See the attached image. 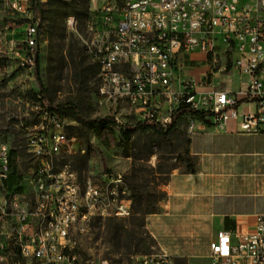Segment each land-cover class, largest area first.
I'll use <instances>...</instances> for the list:
<instances>
[{
    "label": "built area",
    "instance_id": "obj_1",
    "mask_svg": "<svg viewBox=\"0 0 264 264\" xmlns=\"http://www.w3.org/2000/svg\"><path fill=\"white\" fill-rule=\"evenodd\" d=\"M3 2L27 20L21 37L5 32L0 53L16 55L20 65L33 70L41 17L23 5L28 0ZM88 28L87 49L100 68L98 93L108 101L129 102L141 121L167 128L184 103L190 131L199 122L194 111L205 112L221 132L264 131V0H107ZM219 40L230 71L240 78L239 89L203 91L192 77L180 80V53H203L212 64L209 75L218 70ZM36 101L37 122L26 135L31 165L22 169L0 131V264H97L78 254L73 238L96 219L129 217L132 190L120 172L79 175L71 169L78 137L41 94ZM242 104L247 106L240 109ZM13 157L22 179L11 188L6 180L14 172ZM207 258L209 264H264V212L256 213L252 224L219 229ZM143 260L171 264L168 254Z\"/></svg>",
    "mask_w": 264,
    "mask_h": 264
},
{
    "label": "rangeland",
    "instance_id": "obj_2",
    "mask_svg": "<svg viewBox=\"0 0 264 264\" xmlns=\"http://www.w3.org/2000/svg\"><path fill=\"white\" fill-rule=\"evenodd\" d=\"M46 1L28 0L23 5L27 3L35 11V3L43 8ZM86 1L87 9L61 22L65 27L61 36L50 37L47 23L40 28V79L35 68L20 65L16 55L0 53V131L20 150L19 162L25 169L32 164L23 162L27 132L37 122L36 93L53 106L75 107L87 121L118 115L123 123L104 128L100 135L84 127L76 135L77 153L68 164L79 175L122 173L132 190L133 212L127 218L93 221L86 232L74 236L76 251L97 264H145L143 256L152 254H168L171 264H209L210 240L225 217L241 221L264 212V131L221 132L198 118L190 131L188 114L178 119L166 139L141 128L144 121L133 105L108 101L98 93L100 68L87 49L88 23L107 0ZM26 20L0 1V39L7 30L17 35ZM217 45L222 47L223 42L219 40ZM202 58L203 53L192 54L196 62ZM237 78L236 74H217L214 84L238 87ZM70 114L67 130L72 135L70 127L83 124L72 111ZM126 132L130 136L128 153L124 150ZM188 140L194 172L182 158ZM11 168L14 172L6 185L12 188L22 175L13 158Z\"/></svg>",
    "mask_w": 264,
    "mask_h": 264
},
{
    "label": "trees",
    "instance_id": "obj_3",
    "mask_svg": "<svg viewBox=\"0 0 264 264\" xmlns=\"http://www.w3.org/2000/svg\"><path fill=\"white\" fill-rule=\"evenodd\" d=\"M3 1V0H0ZM36 11L41 17V27L45 26V23L48 24V33L50 34V37H58L61 36L62 32L65 31V27L61 26V22L69 17L70 15H73L74 17L78 15L79 10L81 9H87V1L86 0H47L45 3V6L43 8H38L36 6ZM62 31V32H61ZM40 58L39 54L37 53L36 60H35V74L40 79ZM39 92L35 94V98L38 99ZM55 110H57L62 117L70 116L73 113L75 115L76 119L83 124V126H72L70 127L73 131L71 132L73 135H79L83 133V128L88 127L92 129L97 135H100L104 128L110 127L111 125L116 123V120L114 117H102V118H96L90 121H87L83 119L79 114L78 111L75 109V107H72L70 110L68 107H54ZM188 112V106L186 104H181L177 112L174 114L172 122L167 128H163L160 125L151 122V121H144L143 123L140 122L139 126L143 128L144 130H151L155 135L166 139L168 136L172 134L174 131L178 119L183 116L184 114H187ZM193 114L201 121H203L206 124H210V120L206 117V113L202 111H194ZM127 130V129H126ZM127 134V140L124 150L128 153L130 150V136ZM87 136V134H85ZM80 137V136H79ZM190 141L188 140L186 143L184 155H183V161L187 164V167L191 172L195 171V166L193 162L192 155L190 153ZM16 153L20 156V150L17 148L14 149ZM24 159L26 161L23 162V164L32 163L33 159L30 157V155L24 151ZM13 160H15V157H13ZM144 197V195H141ZM137 200V198H134ZM234 221L231 220L228 216L225 217V225L228 227L231 223ZM183 264H187L186 261L183 262Z\"/></svg>",
    "mask_w": 264,
    "mask_h": 264
},
{
    "label": "crops",
    "instance_id": "obj_4",
    "mask_svg": "<svg viewBox=\"0 0 264 264\" xmlns=\"http://www.w3.org/2000/svg\"><path fill=\"white\" fill-rule=\"evenodd\" d=\"M22 29H23V27H21V29L19 30V33L17 35H15L16 37L22 36V32H21ZM219 48H220V51H218L219 53L217 55V59L219 61L218 64H220V67L212 75H209V73L211 71V65L212 64H210L207 61L204 54H203L202 61L196 62L192 59L193 53H191V54L180 53L178 55V65L180 68V70H179L180 71V80H187V79L192 77L195 79V81L197 83V89L203 90V91L204 90H212V89L213 90H226V91H232V92L237 91L240 87V78H239L237 73L230 71V64L227 63V61H229L230 59L227 58L224 45L222 47H219ZM221 49H224V52H222ZM202 65L204 66L203 70L200 68ZM226 67H227V69H225ZM223 73L236 74V76L238 77L237 78L238 82H239L238 87L233 88L229 85H228V87H224V86L217 87V86H215L214 81H215L216 75L217 74H223ZM246 106L247 105L242 104L240 106V109H242ZM251 108H253V106H251ZM254 215L245 216V218H243L241 221L233 220L234 221L233 223L235 224V227L236 226L242 227L243 223H251L252 224L254 222ZM231 226H232V223L227 227L225 225V219H224V223L219 229H221L223 227L224 228H232Z\"/></svg>",
    "mask_w": 264,
    "mask_h": 264
}]
</instances>
